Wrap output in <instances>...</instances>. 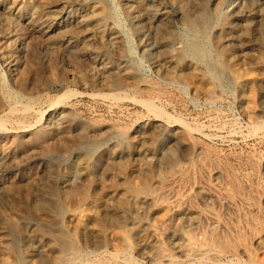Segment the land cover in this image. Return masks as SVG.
I'll list each match as a JSON object with an SVG mask.
<instances>
[{"label": "rangeland", "instance_id": "rangeland-1", "mask_svg": "<svg viewBox=\"0 0 264 264\" xmlns=\"http://www.w3.org/2000/svg\"><path fill=\"white\" fill-rule=\"evenodd\" d=\"M251 1L0 0V264H54L61 254L75 258L79 252L99 261L115 256L129 239L150 241L149 252L165 245L174 256L169 264L189 263L181 253L188 244L178 226L181 217L171 216L164 229L157 228L166 213L162 196H155L178 169L164 179L141 180L154 168L149 151L154 148L176 151L187 172L180 196L193 183L219 184L220 199L192 197L186 213L190 207L211 209L221 223L248 222L264 235V186L257 184L259 178L264 182V97L259 94L264 49L236 24L234 13ZM255 1L260 16L246 10L242 17L260 28L264 0ZM205 18L210 24L203 39L189 23L205 30ZM226 20L235 36L229 47L239 82L213 47ZM191 39L204 44L201 61L187 52ZM210 91L213 100L204 97ZM146 99L164 111L162 116L149 110ZM27 105L33 109L27 111ZM243 105L256 113L246 114ZM112 131L123 133L105 137ZM120 140L129 146L120 156L127 166L115 169L110 162L119 156ZM85 154L90 167L80 170L82 185L93 190L91 199L79 201L68 190L72 168ZM128 178L141 189L138 213L126 191ZM38 195L49 200L47 208H35ZM197 220L186 229L199 240L209 221ZM244 231L245 241L258 251L252 234ZM131 251L138 263L152 264Z\"/></svg>", "mask_w": 264, "mask_h": 264}, {"label": "bare ground", "instance_id": "bare-ground-1", "mask_svg": "<svg viewBox=\"0 0 264 264\" xmlns=\"http://www.w3.org/2000/svg\"><path fill=\"white\" fill-rule=\"evenodd\" d=\"M140 10H141V8H140ZM246 10L250 14H254V15L255 14L257 15L262 11V9H260L256 5V1L252 0L251 2L248 3V5L246 7L243 8V10H237L236 12H234L235 13V22L238 26H240L246 30L245 32H247L248 35H250L252 40L260 43V45H259V43L256 45L261 46L262 49H264V38L262 36V32L264 31V29H263L264 26L262 25L263 27L261 26L259 28L258 24L256 22H253L254 20L244 19L242 17V13H244ZM202 15H204V14H202ZM252 16L250 15V17H252ZM259 16H260V14H259ZM227 20L225 22L223 21L224 23L221 27L217 28L216 34L213 37V41H214L213 47H215L216 53L221 57L220 59L224 60L225 71L228 72L230 75H232L235 81L239 82V73H238V69L236 68V59H235L233 52L231 51V49L229 47L230 39H233L235 36H233L230 33V31L227 30V25L229 23ZM205 21L207 22V24H206L207 27L205 26L206 27L205 30H203L202 28L201 29L197 28L196 26L189 23L192 26L193 32L196 33L197 37L201 36L203 39L206 36V29L209 28V24H210V21L208 18H205ZM232 24H230V26ZM257 26H258V29H256ZM250 37H248V38H250ZM194 39H191L192 42L189 41V43H188L189 48L187 49V52L189 54L191 53L192 55H194L196 57V59L201 61L202 55L205 51V47L203 46L204 44L202 45V43H199L198 41H196ZM261 47H260V49H261ZM175 52H176L175 47L171 45L170 54L173 56V54ZM2 55L3 54H1L0 56H2ZM261 58L263 60L264 57L261 56ZM195 69L197 70V67H195ZM193 70H194V67H193ZM27 76H28L27 71L22 72V74H21L22 79H26ZM259 82H260L259 94H260V97H264V78L261 79ZM242 83H243L242 81L239 83L241 87H242ZM210 90H212V89H210ZM95 94H97V93H95ZM115 94H112L110 96H112V97L116 96L115 99H117V97H119V96H117ZM251 95H252V93H251ZM204 97L207 100H213V99H215L216 96L214 95V93L212 91H210L207 94H205ZM144 103L149 108V110L156 112V114L159 113L161 115L162 113H164V111L161 108H159L158 106H156L152 102L151 99L144 100ZM247 107L248 106L243 105V108H244V111L246 112V114L251 115V114L256 113V109H251V107H249L250 108L249 109ZM30 108L31 107L29 105H27L25 109H27V111H30L31 109H33V108L30 109ZM42 114H44V113H42ZM260 117H264V114H262V116L260 115ZM259 119L260 118H258V117L254 118L256 125L259 122L258 121ZM256 125H254V126H256ZM257 126L259 128L261 125L258 123ZM252 129H253V127H252ZM121 133H123V132L112 131V132H109V134L107 136L105 135V137H112L116 134H121ZM86 139H87L86 133H82V135L80 137L81 143H82V141H85ZM102 139H104V138H102ZM82 144H84V143H82ZM128 147L129 146H127V144H125V141L124 142L121 141L119 143V147H118V151H119L118 155L119 156H117L113 161L110 162L114 165L115 169H124L127 166L124 164V162H122V158L120 156L123 152L128 150ZM149 151L151 152L150 153L151 157L154 159V168L152 171H148L147 173H145L142 176L141 180H143V182H146L147 180H149L148 178L152 175H155L158 178L164 179L165 173L167 171H170V170H173L176 168L178 169L177 172H179V173L177 175H173L170 179L166 180L162 185L161 192H159L155 196V198H159L162 196V200L160 202V208L166 213L165 216L159 221L157 228L158 229L159 228L164 229V227L166 226V224H167V222L171 216L179 215L181 217L180 218L181 220L179 221L178 226L182 230H185L186 238L188 240L187 246L181 249V253L186 258L189 259L188 261H190V262L189 263L187 262L188 264H264V242H263L264 241V235L261 234V232H259V230L257 228L254 229L252 227V224H250L248 222H244V224H245L244 226H241V224H240V226L239 225H233L232 226V225H229L227 222L221 223L220 221H217L216 214H215V212L211 211V209H200V208H196V207H190V208H188L189 212L186 213V210L184 209V207H186L185 205L190 204L192 197L203 195V196H205V198H207L210 201L220 199V198H218V195H217V193H218L217 187L219 186V184L217 182H209V183H204V184H200L198 182L193 183V184H191L190 190L185 189L186 195L180 196L179 190L182 186V183L187 178V175H186L187 172H185L182 165L178 164L176 151L173 148L168 150V151H162L161 149L158 150L155 148L151 149ZM139 159L143 160L144 158L142 157V155H140ZM259 160H261V159H259ZM89 167H90L89 158L85 154L82 157L81 162H79L77 165H74L72 168L73 181H72V185L68 191H69V194L73 195L75 198L78 199V197H79V199H80V200L78 199L79 201H82V200L86 201V200L91 199V197L89 196V193L91 192V190H93V187H92V185H88V186L82 185V179L83 178H82L81 172H83V171L80 172L81 168H83L86 171V169H89ZM241 179H243V178H241ZM259 179H257L258 186L259 187L264 186V182L262 181V179L261 180H259ZM243 183H245V180ZM140 190L141 189H139L138 185H136L134 183L133 178H128L126 191L129 193H132L131 196L134 199L135 207H136L135 213H138V211L140 210V207L138 204L139 203L138 200L141 199V195L138 194V192ZM152 190H153V188H152ZM38 196H37L38 198L34 202L35 208H37V209L47 208L50 205L49 200L44 196L42 197V195H38ZM224 198L226 199V202L229 205H231L230 207L234 206L233 201L230 199V197L228 195H225ZM256 199L255 200L258 201V198H256ZM107 201H108V199H107ZM242 203H244V201ZM256 204H258V203H256ZM89 210H90V212L94 218L93 220L97 221L98 215H97V209H96L95 205L91 204L89 206ZM185 214H189V215H185ZM73 216L75 218L79 217V216L77 217V213L74 214ZM197 216L203 217V218L207 219V221H209L208 230L203 233V235H204L203 238L199 239V240L197 239V235L195 232H191V230L186 229L187 227H193V226H197L199 224V221L197 220ZM99 221L100 220L98 219L97 222H99ZM132 223H136V220H133ZM89 225H92V224H89ZM219 228H222L223 231H226V232H224L223 234H219V232H218ZM244 229H247V231H249L252 234V240L259 247L258 251L257 250L254 251L251 248V246L245 241L246 237L244 234V232H245ZM225 233H228V234H225ZM113 237H115V234L113 235ZM129 240H125V245L123 247H119L117 249L115 256H109L103 260L97 261L96 260L97 256L95 259L94 258L95 256H93V254H90L87 252H79V254H78L79 256L75 257V258H70V257L65 256L64 254L63 255L61 254L54 259V264H140L133 258L134 253L132 254L131 250H134V249L138 250L142 256L144 255L145 257H149L152 260V264H169L170 262L174 261L173 254L169 253L167 248L163 244L158 246L157 248H155L154 252H149L147 249L151 246L150 241L145 240V241H140L139 243H132Z\"/></svg>", "mask_w": 264, "mask_h": 264}]
</instances>
